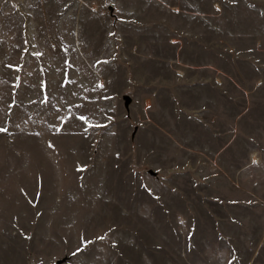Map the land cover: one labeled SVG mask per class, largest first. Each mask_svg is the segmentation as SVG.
Masks as SVG:
<instances>
[{
  "label": "rangeland",
  "instance_id": "374dc122",
  "mask_svg": "<svg viewBox=\"0 0 264 264\" xmlns=\"http://www.w3.org/2000/svg\"><path fill=\"white\" fill-rule=\"evenodd\" d=\"M0 264H264V0H0Z\"/></svg>",
  "mask_w": 264,
  "mask_h": 264
},
{
  "label": "water",
  "instance_id": "95a60500",
  "mask_svg": "<svg viewBox=\"0 0 264 264\" xmlns=\"http://www.w3.org/2000/svg\"><path fill=\"white\" fill-rule=\"evenodd\" d=\"M63 259L59 260V262H61Z\"/></svg>",
  "mask_w": 264,
  "mask_h": 264
}]
</instances>
